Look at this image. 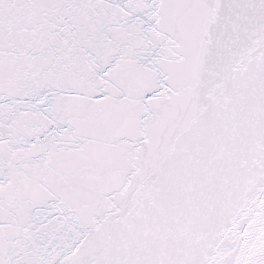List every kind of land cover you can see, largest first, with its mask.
Wrapping results in <instances>:
<instances>
[{
  "label": "snow or ice",
  "instance_id": "1",
  "mask_svg": "<svg viewBox=\"0 0 264 264\" xmlns=\"http://www.w3.org/2000/svg\"><path fill=\"white\" fill-rule=\"evenodd\" d=\"M0 264H264V0H0Z\"/></svg>",
  "mask_w": 264,
  "mask_h": 264
}]
</instances>
